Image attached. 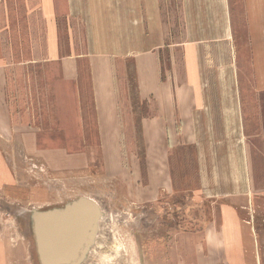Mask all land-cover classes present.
Masks as SVG:
<instances>
[{"label": "crops", "instance_id": "crops-1", "mask_svg": "<svg viewBox=\"0 0 264 264\" xmlns=\"http://www.w3.org/2000/svg\"><path fill=\"white\" fill-rule=\"evenodd\" d=\"M2 1L11 40L12 2L24 1L41 41L35 55L7 62L0 25V211L27 193L17 162L48 157L45 135L60 139L62 129L69 144L98 146L104 177L125 181L137 202L179 191L177 171L189 166L178 161L192 162L199 185L188 190L217 200L219 216L198 221L190 248L171 253L176 264H264V228L220 200L241 193L249 174L252 112L263 123L264 0ZM9 64L20 66L12 78ZM61 157L68 167L70 156Z\"/></svg>", "mask_w": 264, "mask_h": 264}, {"label": "rangeland", "instance_id": "rangeland-1", "mask_svg": "<svg viewBox=\"0 0 264 264\" xmlns=\"http://www.w3.org/2000/svg\"><path fill=\"white\" fill-rule=\"evenodd\" d=\"M0 3V25H6L7 28L2 34L3 57L10 62L11 56L20 58L27 54L35 55L41 41V25L38 23L36 12H31L24 1L12 2L17 4V10L13 8L10 15V23L16 31L14 42L8 31L9 17H6V14H9V10H5L9 2ZM33 3L29 8L35 7L37 2ZM15 17L18 19L17 25ZM29 30H32V38ZM31 39L33 41H30ZM19 68L20 66L9 64L8 74L19 73ZM35 72L40 70L35 67ZM45 99L43 98L44 101ZM261 101L264 104V97L259 98L257 102L258 110L262 111L264 126V106L262 107ZM255 107L256 103L251 107L247 106V109L251 111ZM49 116L50 112L47 113L46 110L42 112L40 119L44 122L46 118L48 124L51 123L48 128L51 132L54 131V128H51L54 126V120L50 121ZM251 116L244 129L247 135L244 150L250 158L249 174L242 178L241 193L222 197L220 200L234 201L238 208L235 211L243 221L261 231L264 228V141H261L260 137H264V127L261 125V119L259 123L255 122V113L252 112ZM58 130L61 131L60 139L56 134L45 135V150L50 153L48 157L34 155L32 159L17 162L19 169L26 170L22 179L27 183L24 186L27 193L21 196L22 202L18 207L6 210L8 212L0 211L3 212L0 218V264H40L33 231V209L42 211L63 207L82 198L94 201L97 205V223L79 260L72 264H176V257L171 253L174 254L176 249L180 252L190 248L191 242L187 241L186 237L189 238L203 229V225L198 221L204 220L205 223L210 218L219 216L217 200L188 190L199 185V178L192 176V162L190 165L186 161H178L179 167L184 168L185 164L189 166L177 171L179 191H168L157 194L150 201L137 202L129 195L125 181L120 178L108 180L104 177L97 158L98 146L69 144L67 142L73 138L65 137L63 130ZM57 140L61 141V144L53 143ZM15 147L21 152L20 145ZM134 149L136 148L130 146V150ZM64 153L72 160L69 161L68 167L61 161ZM79 154H83L87 159H72L77 158L75 155ZM185 259L187 260L186 256Z\"/></svg>", "mask_w": 264, "mask_h": 264}, {"label": "water", "instance_id": "water-1", "mask_svg": "<svg viewBox=\"0 0 264 264\" xmlns=\"http://www.w3.org/2000/svg\"><path fill=\"white\" fill-rule=\"evenodd\" d=\"M94 201L79 199L63 207L33 209V231L40 264H72L79 260L97 223Z\"/></svg>", "mask_w": 264, "mask_h": 264}, {"label": "bare ground", "instance_id": "bare-ground-1", "mask_svg": "<svg viewBox=\"0 0 264 264\" xmlns=\"http://www.w3.org/2000/svg\"><path fill=\"white\" fill-rule=\"evenodd\" d=\"M92 237V236H91Z\"/></svg>", "mask_w": 264, "mask_h": 264}]
</instances>
